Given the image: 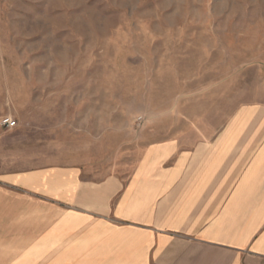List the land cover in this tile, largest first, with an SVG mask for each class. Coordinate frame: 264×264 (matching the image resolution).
Instances as JSON below:
<instances>
[{
  "label": "rangeland",
  "instance_id": "374dc122",
  "mask_svg": "<svg viewBox=\"0 0 264 264\" xmlns=\"http://www.w3.org/2000/svg\"><path fill=\"white\" fill-rule=\"evenodd\" d=\"M263 100L264 0H0V132H14L16 166L127 177L149 145L201 143Z\"/></svg>",
  "mask_w": 264,
  "mask_h": 264
},
{
  "label": "crops",
  "instance_id": "0c3cea01",
  "mask_svg": "<svg viewBox=\"0 0 264 264\" xmlns=\"http://www.w3.org/2000/svg\"><path fill=\"white\" fill-rule=\"evenodd\" d=\"M13 136L0 132V264H264V100L201 143L149 145L127 177L16 166Z\"/></svg>",
  "mask_w": 264,
  "mask_h": 264
},
{
  "label": "built area",
  "instance_id": "2783aa9c",
  "mask_svg": "<svg viewBox=\"0 0 264 264\" xmlns=\"http://www.w3.org/2000/svg\"><path fill=\"white\" fill-rule=\"evenodd\" d=\"M1 125L7 130H11L16 127V122L10 118H3L1 121Z\"/></svg>",
  "mask_w": 264,
  "mask_h": 264
}]
</instances>
